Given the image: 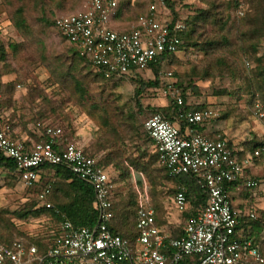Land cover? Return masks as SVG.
Returning a JSON list of instances; mask_svg holds the SVG:
<instances>
[{"label": "built area", "instance_id": "1", "mask_svg": "<svg viewBox=\"0 0 264 264\" xmlns=\"http://www.w3.org/2000/svg\"><path fill=\"white\" fill-rule=\"evenodd\" d=\"M117 6L118 0H88L84 10L56 19L61 36L79 48L80 56L90 61L94 72L110 79L131 77L149 71L165 54H177L181 50L183 42L173 31H182L185 25L179 21L173 30L170 28L171 18L163 12L168 7L166 0H154L149 12L140 15L126 30L111 26ZM239 13L244 14L242 5ZM159 73L164 79L162 95L179 108L173 120L160 111L154 112L144 122V128L168 175L173 179L191 175L207 194L206 206L187 219L182 236L172 238L159 227L155 207L146 190L138 191L135 243L113 233L110 224L114 217L116 184L110 173L75 141L65 138L61 127L46 126L48 139L28 146L15 138L9 119L0 109V153L16 163L20 181L27 187H36L41 181L42 167L64 165L94 188V207L98 213L94 227L75 225L49 200L51 185H46L38 193L41 205L59 218L52 245L40 255L35 244L22 240L3 243L0 263L264 264V243L244 235L240 228L243 216L251 220L259 218V208L250 207L248 211L236 208L229 192L237 179L244 181L241 188L261 190L262 182L247 176L246 171L262 151L256 149L239 156L228 138L197 132V125L218 120L220 110L208 107L187 111L175 82L165 81V77H173V72ZM252 113L264 129V102L254 101ZM181 121L187 123L184 132ZM172 203L179 212L190 208L184 184L178 185Z\"/></svg>", "mask_w": 264, "mask_h": 264}, {"label": "rangeland", "instance_id": "2", "mask_svg": "<svg viewBox=\"0 0 264 264\" xmlns=\"http://www.w3.org/2000/svg\"><path fill=\"white\" fill-rule=\"evenodd\" d=\"M151 1L131 0V6L123 11L116 23H123L122 28H130L137 15L146 12ZM171 1L175 4L178 16L183 20L195 16L199 9L208 8L202 0ZM230 1H234L235 6L224 12L225 17H229L226 28L221 29L218 25L209 24L200 27L196 35L198 43L219 41L220 35H226L229 43L208 52L198 50V47L193 45L184 46L177 53L176 61L163 71L164 75L168 71L174 73V76L168 79L164 76L166 83L183 80L180 91L188 103L206 104L219 109L222 119L215 120L219 127L215 134L231 139L233 147L245 148L252 141L262 140L264 137L260 124L252 113L254 97L261 96V88H264L258 83L261 81L255 80L257 69L264 67V35L257 39L256 53L252 50L242 52V48L251 44V40L244 36V31L248 29L244 18L251 12V4L249 0H216L220 5L219 11H224V4ZM87 2L88 0H83L73 13L84 10ZM241 5L243 15L239 13ZM56 11V16L65 15L60 9ZM163 12L173 17L169 7ZM32 20L35 21V18L32 17ZM35 27L38 38L43 40L41 42L44 51L38 49L36 41L30 40L31 37L25 38L14 27L9 18L8 5L0 0V39L5 43L19 45L16 55L9 50L6 65L0 62L2 89L4 88L5 92L8 83L13 85L6 89V94L3 95L2 91V99L6 97L10 117L15 115L21 131H26L29 136L39 137L38 122L61 127L65 138L75 141L96 159L110 166V175L118 180L115 194L117 211L125 205L124 202L130 193H135L138 198V191L146 190L154 207L157 201L162 204L161 229L170 235L184 219L172 204L175 181L165 177L157 160L151 167L154 183L143 171L135 169L130 163L131 159L139 158V162L143 164L154 157V146L145 135L143 125L151 111L165 107L170 100L162 95V89L152 90L153 88L149 87L142 92L139 104L135 96L139 87L136 79L126 77L111 79L112 81L108 82L98 79L91 73L88 65L70 64V44L60 34L52 29L43 31L37 22ZM194 71H198L197 75L192 73ZM66 72L76 73L82 81V89L76 86L72 78L65 76ZM142 74L140 77L145 81L154 77L149 71ZM250 77L254 79L253 88L249 84ZM190 83L197 86V89H191ZM18 85L22 87L19 88ZM225 115L227 117L224 118ZM143 153L146 155L142 158ZM254 167L253 177L263 179L264 160ZM54 182V171L50 170L48 174L42 175L38 186L27 187L17 176L0 167V212L16 222L19 230L34 237L45 238L43 241L49 242L47 237L51 234V223L48 217L18 220L14 212L36 203L41 188L46 184L53 186ZM260 188L261 190H253L258 192L253 203L258 204L262 221L264 181ZM237 207L250 210L246 201L242 203V207ZM3 243L0 241V245Z\"/></svg>", "mask_w": 264, "mask_h": 264}, {"label": "trees", "instance_id": "3", "mask_svg": "<svg viewBox=\"0 0 264 264\" xmlns=\"http://www.w3.org/2000/svg\"><path fill=\"white\" fill-rule=\"evenodd\" d=\"M83 0H3L8 5V14L9 18L14 25V27L27 39L36 41L38 44V49L40 51H44V45L37 36V30L35 27V22L39 23L41 25V29L43 31H48L50 29L55 30L58 34H60L57 26H56V19L59 17V15L56 16V9H60L63 11L64 14H72L73 12L77 11V9L80 7ZM168 7L171 9V12H173V17L170 20H168V24L170 28L173 30L174 25L177 22H183L185 25V29L182 31L174 32L173 34L178 35L182 40L181 48L184 46H196L198 47V50L208 52L210 50H214L218 48V46H221L223 44L229 43V38L226 35H220V40H208L204 43H198L196 41V35L198 33V30L202 26H206L209 24L218 25L219 28L225 29L229 17L224 15V12L226 9H231L233 6H235L234 1L233 2H226L224 4V11H219V6L216 3V0H202L204 1L208 8L206 9H199L195 16L189 17L186 20L181 19L177 12L175 11V4L171 0H166ZM154 2L152 0L147 7L146 12L139 13L136 17V19L143 14H147L149 12V8L151 4ZM251 4V12L246 15L244 18V24L248 27L244 31V36L248 37V39L251 40V44L247 47L242 48V52H248L249 50H252L254 53L257 52V39L261 37V35H264V4H262L263 0H249ZM132 2L131 0H118V6H117V13L113 17V21L116 23L118 18L122 16L123 11L127 9L128 6H131ZM70 5V6H67ZM77 13V12H76ZM172 14V13H171ZM32 17L35 18V21L32 20ZM135 19V21H136ZM134 21V22H135ZM123 23H121L122 25ZM61 35V34H60ZM9 50H11V53L13 55H16L19 51V45L13 44V43H5L0 39V62L7 64V57L9 54ZM70 51L72 52L71 55V63L72 65L75 64H81L84 63L88 65L91 68V73L95 75L98 79L102 81H112L110 78L105 77L104 75L94 72L92 69V65L90 61L86 58H83L80 56V50L79 48L75 47L74 45L70 44ZM43 53V52H41ZM45 56V54H43ZM177 59L176 53H167L163 56V58L157 62L151 65L149 72L153 74V79H150L148 81H145L141 79L140 76H142V73H135L131 76V78L136 79L138 81L139 87L135 92L136 99L138 103L140 104V96L142 92L146 88H153L152 90L161 89L162 85L164 83V79H162L160 75V71L165 70V67L171 66L172 63H174ZM73 72V71H71ZM198 71L192 72L194 75H197ZM66 77H70L75 81V84L78 88L82 89V81L78 79L76 76V73H70L66 72ZM174 76V73H173ZM1 78V76H0ZM253 77H250L249 84L250 87L253 88L254 81ZM255 80L261 81L258 82L261 87H264V67L257 69ZM4 84V83H3ZM12 84H7L5 86V92L4 88L2 89V83L0 81V109L2 110L4 116L9 119L11 123V127L14 132L15 138L19 139L21 134V127L20 123L18 121V118L11 115L7 111V103H6V97L4 96L2 99V91L3 95L6 94V89L11 86ZM13 86V85H12ZM11 86V87H12ZM190 88L193 90L197 89V86H194L193 83H190ZM175 87L180 90L181 87H183V80H176ZM263 91L262 95L258 98L254 97V101L259 100L261 102H264V88H261ZM184 99V109L187 111H202L204 109H207L208 107H211L206 104H191L188 103L186 100V97L182 94ZM170 100V99H169ZM178 105L174 103L172 100H170V103L167 104L165 107L154 109L150 112V115L154 112H162L168 119L173 120L174 116L177 114ZM149 115V116H150ZM148 116V117H149ZM224 118L227 117L226 115L223 116ZM254 117V116H253ZM219 119H222L221 114ZM40 124V125H39ZM53 124L51 123H37V130L40 134L39 137L36 136H29L31 139H27L25 144L28 146H31L34 142L39 141H45L48 139V136L45 133V127L51 126ZM187 128V123L185 121H181V130L184 132ZM197 132H203L204 126L203 125H197L195 127ZM143 130L145 135L148 137V139L152 142L154 146V142L149 137L148 133L146 132L144 125ZM65 136V132H64ZM36 140H34L35 138ZM229 145L233 147L232 142L229 140ZM155 154L154 157H151V159L141 164L139 162V158H134L130 160V163L132 166H134L135 169L143 171L149 179L154 183L155 178L153 177L151 168L156 160L159 162V154L156 150V147L154 146ZM256 149H260L261 155L256 158L255 165H259L264 160V137L262 140H255L249 143L248 147H245L243 151L238 152L239 156H242L248 152H254ZM85 150V149H84ZM85 152L91 156L94 157L92 154L88 153L86 150ZM146 155V153H143L142 158ZM98 160V159H97ZM100 165L105 168L109 172L110 166L104 163L101 160H98ZM161 165V164H160ZM0 167L5 168L7 171H9L12 175L17 176L18 179L19 175L17 172V166L16 163L10 159L5 157L0 153ZM162 170L164 171L165 177L169 180L175 181L176 185L173 190V195L178 190V185L184 184L187 187V196L190 201V208L187 209L184 212H180V214L183 216V221L178 225L177 228H175L170 236L172 238H179L183 234V225L187 221L188 218L195 215L196 213H199L204 207L206 206L207 202V194L205 190L196 182L194 177L191 175H182L178 177L177 179H173L168 175V171L165 166L161 165ZM53 170L54 171V179L55 182L53 183V186H51V193L49 194L48 198L50 201H52L61 211L67 214L69 219L77 226H86V227H94L97 223L98 213L94 207V201H95V191L94 188L87 182L83 181L79 177H77L73 171L64 166V165H45L41 168V175L48 174V171ZM113 177V176H112ZM258 179L260 182L264 181V178L261 179L259 177H251ZM42 179V176H41ZM115 184L117 185V179L113 177ZM41 182V181H40ZM244 183L242 179H237L235 183L230 187L231 189L237 186H241ZM47 185V184H46ZM44 185L43 187H46ZM229 188V189H230ZM242 192L245 194H250L252 192L251 189L247 187L242 188ZM116 196V195H115ZM125 205L121 207L119 211H117L115 198H114V207H113V213L114 217L112 219V222L110 224V230L115 233L119 234L123 237L129 238L132 243H135V238L137 234L136 229V221H137V198L135 193H130L127 197ZM37 206V207H35ZM156 221L161 227V223L163 220H161V212H162V204L157 201L156 206ZM117 211V212H116ZM15 217L18 220H25L30 218H39L41 216L48 217L51 223V234L49 237V242H44L42 237H34L31 235H28L24 231L19 230V227L17 226L16 222L11 220L10 218H7L4 216L3 212H0V241L10 244L13 241L22 240L27 244H35L37 245L39 249V254L43 255L46 250L52 245V238L54 237V230L56 228V224L58 223V216L53 213L52 210H49L45 208V206L41 205V201L39 197H37L36 203L30 205L29 208L16 211ZM185 215V216H184ZM160 223V224H159ZM240 228L243 229V234L247 236L253 237L256 241L263 242L264 243V218L261 221L260 217L257 220H251L246 216H243L241 218V225ZM189 261L192 258H187Z\"/></svg>", "mask_w": 264, "mask_h": 264}, {"label": "crops", "instance_id": "4", "mask_svg": "<svg viewBox=\"0 0 264 264\" xmlns=\"http://www.w3.org/2000/svg\"><path fill=\"white\" fill-rule=\"evenodd\" d=\"M111 26L114 29H116V30H126L124 27L122 28L121 23H115L113 20H112ZM259 126L262 129L263 134H264L263 127L261 125H259ZM217 130H219V127L217 126V124H215V121H213L210 124L204 126L203 132L204 133H207L209 135H213V134H215V131H217ZM20 132H21V134H20V138L19 139L20 140H23V141H26L29 138L28 133L26 131H20ZM230 141H231V139H230ZM236 146H238V145H236ZM236 149H237V153H238V152L243 151L244 150V147H238ZM254 166H255V164L250 169H248L246 171V175L247 176L253 177L252 173H253V169L255 168ZM229 192H230L231 197L233 198L234 205H235L236 208H238L237 207L238 205H239V207H242V203L244 201H246V203L248 202L249 205H250V207H257V205H258L255 202L253 203L254 199H256V197H257L256 195L258 194V192L252 191V193H250V194L247 195L244 192H242L241 186H237V187H234L232 189L230 188L229 189ZM239 209H241L242 211H246V210H243L242 208H239Z\"/></svg>", "mask_w": 264, "mask_h": 264}]
</instances>
